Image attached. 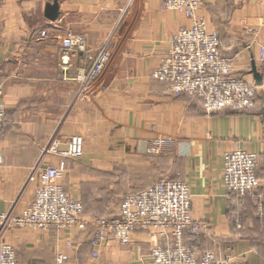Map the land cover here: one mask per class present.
<instances>
[{
    "label": "crops",
    "instance_id": "0c3cea01",
    "mask_svg": "<svg viewBox=\"0 0 264 264\" xmlns=\"http://www.w3.org/2000/svg\"><path fill=\"white\" fill-rule=\"evenodd\" d=\"M48 3L0 0V102L6 107L0 212L19 213L33 200L39 170L60 162L63 189L78 199L96 185L110 192L113 184H122L136 193L162 178H178L190 188L192 217L209 226L199 235L198 250L224 255L231 246L233 264H264L254 237L241 235L234 224L237 213L256 218L260 208L264 216V61L259 58L264 0H201L198 14L218 32L234 72L257 85L252 110L222 108L211 114L200 98L175 94L151 76L173 33L189 23L183 14L161 8L160 0H58L55 17L48 18ZM44 28L47 36L41 35ZM66 30L84 35L85 50L74 49L63 70ZM105 42L110 61L89 94L77 98L76 76L88 71ZM56 131L62 149L72 135H81L83 156L44 154ZM234 145L259 156L258 186L241 199L222 182L225 154ZM104 195L93 199L104 201ZM254 217L247 230L264 229ZM78 235L14 228L0 238L14 247L16 264H57L59 252L69 255L62 264H83L92 259L91 248L86 245L84 252L77 246ZM150 246L146 232L132 233L125 245L109 239L100 264H152Z\"/></svg>",
    "mask_w": 264,
    "mask_h": 264
},
{
    "label": "built area",
    "instance_id": "2783aa9c",
    "mask_svg": "<svg viewBox=\"0 0 264 264\" xmlns=\"http://www.w3.org/2000/svg\"><path fill=\"white\" fill-rule=\"evenodd\" d=\"M161 8L183 14L189 23L180 26L171 36L169 46L162 54L151 76L168 84L175 94L188 93L203 101L206 114L228 108L252 110L255 106L256 87L233 72V60L219 50V34L208 28L207 20L198 14L201 0H160ZM46 34L45 30L41 35ZM60 66H70V53L85 50V38L67 32L62 38ZM264 58V46H261ZM111 58L109 42L97 51L88 71L78 74L79 88L76 97L89 94L90 86L103 72ZM6 107L0 102V129ZM58 153L64 158H80L84 153V139L72 135L67 147L62 149L55 135L43 153ZM3 162L0 156V164ZM259 158L256 153L237 145L225 154L223 185L237 199L253 194L257 187ZM62 162L39 170L34 197L19 213L12 210L0 212V237L6 229L77 230L89 232L88 245L91 258L97 260L109 239L125 245L134 232L150 235L152 264H231L232 254L220 255L213 251H199V235L207 230L208 223L194 219L191 213V192L187 183L178 178H163L146 189L126 194L118 210L109 217L84 215L80 199L63 189ZM239 218H235L238 227ZM67 247H73L71 240ZM230 249V247H229ZM69 258L59 252L56 263ZM14 247L0 239V264H16Z\"/></svg>",
    "mask_w": 264,
    "mask_h": 264
},
{
    "label": "rangeland",
    "instance_id": "374dc122",
    "mask_svg": "<svg viewBox=\"0 0 264 264\" xmlns=\"http://www.w3.org/2000/svg\"><path fill=\"white\" fill-rule=\"evenodd\" d=\"M50 1H52V3H48L46 5L45 10H44V12L46 14V17H48V18H51V15L52 14H56V12H57V8H56L57 6H55V5H56V3H58V0H50ZM45 29L46 28H44L43 30H45ZM45 31H46L45 36H47L49 32H48V30H45ZM67 32H73V33L80 34V35L84 36L83 34L75 32V31H72V30H66L63 33L62 38ZM62 38H61V44H62ZM219 41H220V36H219ZM219 50L222 53V51L220 49V44H219ZM61 52H62V47H61ZM260 52H261V46L259 48V58H260L261 61H264V58H261ZM227 57H229V56H227ZM233 72H234V67H233ZM236 75L239 76L240 78H242L244 81H246V82H248L250 84H253L256 87V92H257V85L256 84L247 81L246 79H244L242 76H240L238 74H236ZM232 111H241V110H232ZM4 121H5V118H4ZM4 123H3V125H4ZM56 133H57V131L54 132L53 137L56 135ZM52 138L49 141V144L51 143ZM257 156H258V154H257ZM258 158H259V156H258ZM222 175H223V173H222ZM257 179H258V175H257ZM222 182H223V179H222ZM102 186L103 185H96V186L92 187V190L89 189V194H87V195L83 194V199L82 198L80 199L82 204L84 205V210H85L84 215L85 216H88V217H109V216H111V215L116 213V211L118 210V207L120 205L121 199L126 194L133 193V192L127 193L128 190L131 191V189H129V186H125V185H122V184H113L112 187H111L110 192H108L107 186H105L106 191L103 189ZM257 186H258V183H257ZM103 195L105 196L104 197L105 198L104 201L100 200V202H99V201L93 199V198H96L97 196L101 197ZM260 210L261 209L259 208L258 211H257V214L255 213L256 218L254 217V213H252V212H248L247 211L248 212L247 217H244V215H242L241 213H239V214L237 213L235 218L237 217V218L241 219L240 223H239L240 227H238L237 223L235 222V218H234V224H236V226L239 229V231H241V235H244V236H246L248 238L254 237V238H251V239H254L256 244H257L256 251H257V254L259 256L258 258H260L261 260H264V229H261V230L260 229H256V230H254L252 232L247 230V228L250 226V220L252 221L253 217L255 219H257L259 222L264 223V216L262 215ZM10 229H14V228H9V229H6V230H10ZM5 231L3 233H5ZM78 237H79L78 240L80 241V243L77 244V242H78L77 241L76 242L77 246L80 245L83 248L84 252L87 251L88 249H86V245H88L87 244L88 243L87 240H88V237H89V232L88 231L79 232ZM198 242H200V241H198ZM76 244H75V246H76ZM229 247H230V249H229ZM229 247L227 248V253L229 251L232 254L233 260H232L231 264H233L235 262L236 258H235V255L233 253L232 247L231 246H229ZM203 251H210V250H203ZM203 251H201V252H203ZM213 252H215V251H213ZM101 260L102 259H101V254H100V257L97 260H93V259H90V258H88L86 260L84 259V263L83 264H100Z\"/></svg>",
    "mask_w": 264,
    "mask_h": 264
},
{
    "label": "water",
    "instance_id": "95a60500",
    "mask_svg": "<svg viewBox=\"0 0 264 264\" xmlns=\"http://www.w3.org/2000/svg\"><path fill=\"white\" fill-rule=\"evenodd\" d=\"M55 6H56V5H55ZM56 8H57V7H56ZM55 15H56V14H52V15H51V18H54V17H55Z\"/></svg>",
    "mask_w": 264,
    "mask_h": 264
},
{
    "label": "trees",
    "instance_id": "16d2710c",
    "mask_svg": "<svg viewBox=\"0 0 264 264\" xmlns=\"http://www.w3.org/2000/svg\"><path fill=\"white\" fill-rule=\"evenodd\" d=\"M3 124V123H2ZM2 127V126H1ZM1 130V129H0ZM83 210H84V205H83ZM84 212H85V210H84Z\"/></svg>",
    "mask_w": 264,
    "mask_h": 264
}]
</instances>
